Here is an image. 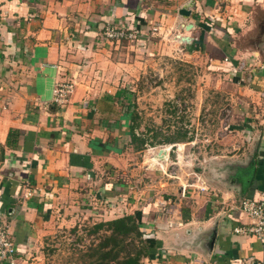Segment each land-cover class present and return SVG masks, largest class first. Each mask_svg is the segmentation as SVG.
Masks as SVG:
<instances>
[{
  "label": "crops",
  "instance_id": "crops-1",
  "mask_svg": "<svg viewBox=\"0 0 264 264\" xmlns=\"http://www.w3.org/2000/svg\"><path fill=\"white\" fill-rule=\"evenodd\" d=\"M109 25L136 30L128 41L141 48L203 51L247 80L234 104L242 125H235L238 143L223 155L227 161L211 163L212 177L201 170L186 177L162 200L163 209L155 200L137 209L159 240L149 260L264 264V236L236 230L253 222L240 209L242 199L264 201V0H0V144L12 128L21 132L0 163V227L24 257L69 203L97 195L123 208L115 176L133 145L135 111L110 75L111 50L123 52L127 40L107 39ZM260 25L256 43L243 45ZM72 80L68 101L57 102V83Z\"/></svg>",
  "mask_w": 264,
  "mask_h": 264
},
{
  "label": "rangeland",
  "instance_id": "rangeland-1",
  "mask_svg": "<svg viewBox=\"0 0 264 264\" xmlns=\"http://www.w3.org/2000/svg\"><path fill=\"white\" fill-rule=\"evenodd\" d=\"M260 36L261 25L241 43L255 44ZM126 40L123 52L111 50L114 71L110 75L134 100L136 131L146 143L139 149L130 145L115 176L125 194L124 209L116 211L114 201L97 195L61 207L37 245L28 246L26 264H92L97 256H91V244L103 233V229L93 231L95 223L131 212V202L136 204L132 211L154 200L161 202L186 177H195L197 170L212 172V177L211 165L227 161L223 155L238 143L234 129L242 122L234 120L238 114L234 104L244 95L247 80L233 67L200 50L177 53L168 47L159 52ZM216 153L221 156L213 159ZM144 264L152 261L146 258Z\"/></svg>",
  "mask_w": 264,
  "mask_h": 264
},
{
  "label": "trees",
  "instance_id": "trees-1",
  "mask_svg": "<svg viewBox=\"0 0 264 264\" xmlns=\"http://www.w3.org/2000/svg\"><path fill=\"white\" fill-rule=\"evenodd\" d=\"M132 142L136 149L142 148L145 139L136 131L135 114L130 125ZM21 132L12 128L7 143L0 144V163L5 158L6 147L19 145ZM141 210L94 224L93 231L103 229L99 240L91 244V256H97L92 264H144V260L154 258L159 240L151 235L144 225Z\"/></svg>",
  "mask_w": 264,
  "mask_h": 264
},
{
  "label": "built area",
  "instance_id": "built-area-1",
  "mask_svg": "<svg viewBox=\"0 0 264 264\" xmlns=\"http://www.w3.org/2000/svg\"><path fill=\"white\" fill-rule=\"evenodd\" d=\"M104 35L110 40L136 39L138 33L136 30H127L123 27L109 25L104 31ZM228 59V58H226ZM75 81H59L54 90V99L57 102H67L69 96L75 89ZM32 192L28 191L27 195ZM163 207L168 202H159ZM240 209L252 217L253 222L249 226H241L236 230L239 232L252 233L258 237L264 236V201L246 197L240 203ZM0 260L8 261L9 264H26L25 259L20 253V247L12 238L11 233L5 227H0Z\"/></svg>",
  "mask_w": 264,
  "mask_h": 264
},
{
  "label": "water",
  "instance_id": "water-1",
  "mask_svg": "<svg viewBox=\"0 0 264 264\" xmlns=\"http://www.w3.org/2000/svg\"><path fill=\"white\" fill-rule=\"evenodd\" d=\"M180 13H182V14L185 15V16H189V15H191V9L188 8V7H182V8L180 9ZM183 39L190 40L189 37H184ZM161 150H164V149H161ZM163 159H164V158H163Z\"/></svg>",
  "mask_w": 264,
  "mask_h": 264
}]
</instances>
